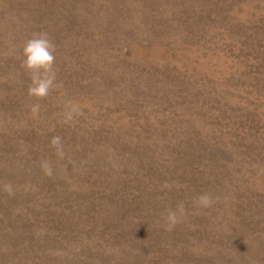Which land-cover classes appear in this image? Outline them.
Listing matches in <instances>:
<instances>
[{"label": "rangeland", "instance_id": "rangeland-1", "mask_svg": "<svg viewBox=\"0 0 264 264\" xmlns=\"http://www.w3.org/2000/svg\"><path fill=\"white\" fill-rule=\"evenodd\" d=\"M0 264H264V0H0Z\"/></svg>", "mask_w": 264, "mask_h": 264}, {"label": "clouds", "instance_id": "clouds-1", "mask_svg": "<svg viewBox=\"0 0 264 264\" xmlns=\"http://www.w3.org/2000/svg\"><path fill=\"white\" fill-rule=\"evenodd\" d=\"M23 60L21 66L29 74L30 84L28 86V95L37 99H44L50 95L52 91L60 87L56 82V72L54 70L55 63V45L51 42L48 34L45 32L33 33V35L24 42L22 48ZM33 112H38L39 105L33 106ZM78 110L73 106L67 113L65 122L72 120L73 113ZM55 149L56 155L60 158L64 156V149L61 138L54 136L50 142ZM41 168L45 175L53 174L51 163L48 160L41 162ZM3 190L9 194H13L12 184L3 185ZM200 207L208 208L214 203L213 198L205 193L197 198ZM180 213V215H178ZM184 213L183 204L177 205L175 210L168 209L165 216L166 224L169 228L175 226L181 221Z\"/></svg>", "mask_w": 264, "mask_h": 264}]
</instances>
